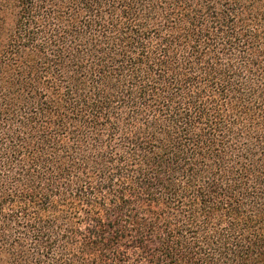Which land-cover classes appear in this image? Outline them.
I'll list each match as a JSON object with an SVG mask.
<instances>
[{"label":"trees","instance_id":"16d2710c","mask_svg":"<svg viewBox=\"0 0 264 264\" xmlns=\"http://www.w3.org/2000/svg\"><path fill=\"white\" fill-rule=\"evenodd\" d=\"M0 264H264V0H0Z\"/></svg>","mask_w":264,"mask_h":264}]
</instances>
